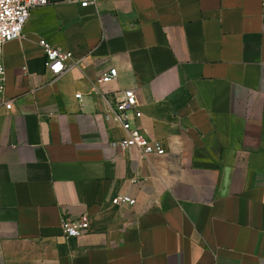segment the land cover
I'll return each mask as SVG.
<instances>
[{"label":"crops","instance_id":"crops-1","mask_svg":"<svg viewBox=\"0 0 264 264\" xmlns=\"http://www.w3.org/2000/svg\"><path fill=\"white\" fill-rule=\"evenodd\" d=\"M40 39L72 53L55 81ZM3 62L0 264H264V0H48ZM126 89L163 155L113 145Z\"/></svg>","mask_w":264,"mask_h":264},{"label":"built area","instance_id":"built-area-1","mask_svg":"<svg viewBox=\"0 0 264 264\" xmlns=\"http://www.w3.org/2000/svg\"><path fill=\"white\" fill-rule=\"evenodd\" d=\"M67 1L82 7L95 3V0ZM47 3L48 0H0V114H8L14 108L13 99L6 93L3 46L9 41L21 38L31 10ZM39 44L44 50L45 68L51 75L52 81H55L72 66V53L67 49L53 46L45 39H40ZM116 77L117 69L110 67L102 72L98 81L107 83ZM137 103L135 90L126 89L111 111L105 114V119L111 118L116 121L122 131L121 139L113 145L121 149L136 148L140 157L148 154L163 155L165 148L159 140L146 137L137 126H133L132 118H138L141 115V112L136 109ZM111 202L114 205H133L135 200L127 195L118 194L111 199ZM61 228L66 237H80L89 231L90 221L87 215L77 219L65 217L62 219Z\"/></svg>","mask_w":264,"mask_h":264}]
</instances>
